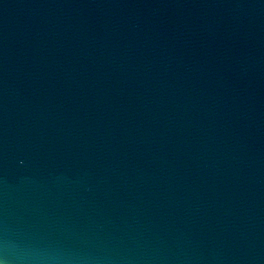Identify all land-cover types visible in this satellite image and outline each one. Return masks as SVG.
Segmentation results:
<instances>
[{"label":"water","instance_id":"95a60500","mask_svg":"<svg viewBox=\"0 0 264 264\" xmlns=\"http://www.w3.org/2000/svg\"><path fill=\"white\" fill-rule=\"evenodd\" d=\"M0 264H264V0H0Z\"/></svg>","mask_w":264,"mask_h":264}]
</instances>
